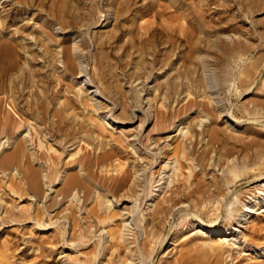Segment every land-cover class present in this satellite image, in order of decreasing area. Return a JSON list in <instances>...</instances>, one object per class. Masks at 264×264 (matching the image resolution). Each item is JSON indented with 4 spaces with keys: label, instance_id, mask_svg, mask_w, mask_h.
Wrapping results in <instances>:
<instances>
[{
    "label": "rangeland",
    "instance_id": "rangeland-1",
    "mask_svg": "<svg viewBox=\"0 0 264 264\" xmlns=\"http://www.w3.org/2000/svg\"><path fill=\"white\" fill-rule=\"evenodd\" d=\"M53 1H56L57 5H61V3H64L65 0H0V23L6 21L5 19L10 18V22L7 25V31L5 30V33L3 32V38L6 40H13L18 44V50L24 57L20 63V66H22V68H29L27 65L25 66V61H27V58L32 59L31 55L38 53L42 56L43 54V48H41L40 44L36 43L35 40L32 39V36L41 35L45 39V41H48L50 43L49 52H57L59 54L57 61L58 63L55 64L56 68H54V66L52 67V64L48 63L42 66L44 62L43 59H39V61L41 62L40 65L36 64L33 66L34 70H40V72L43 74L47 73L48 77L53 78L52 80L60 75H66L67 79L65 83L68 86L66 85L62 88L60 94L57 96L58 98L56 97V99L50 106L51 116L53 115V112L57 109V107L59 108L60 104L67 98H75V95L80 91V89L83 90V97H85L84 101L89 100L90 97L92 98L94 96H91L89 91L94 92L96 90L98 92L95 95L96 97L92 98V100L95 99L92 102L96 101V105L101 110H99L97 113H94L93 108L87 107V109L85 108L84 110L82 106L81 109H77L76 111H69L68 113L70 115L73 114L72 112L76 114H73L74 116L71 115L72 117H68L66 115L67 113L65 114L68 118V127L74 125L78 127L81 122H86L92 125V127L95 125L100 127L102 123L110 124L108 126L109 129H107V131L103 133V135L105 136V141H109L114 147L118 146L120 148H123L127 145L128 149H125L126 155L124 154V156H134L136 158L140 156L145 157L146 155H151L154 160L152 161V164H150L145 169V172L139 171L138 173H136L137 176L135 174H132L133 176H131L130 178L133 179V177L136 176V179L134 178V180H132L133 182L135 180H138V178L139 182H142L143 180L145 188L144 192H141L142 188H140L139 190L141 199L144 196L145 199L143 200V202L138 201L137 203H134L132 199L123 198L126 189L122 191V193H118L119 195L113 193L115 192V189L112 184V178L121 176V173H110L108 175L104 172H101L102 169H104H101V166L98 167L99 169L97 167L93 169L94 174L99 177L95 181V184H97L98 186L100 185L99 187H103L104 181H107L103 187L104 189H106V193L104 194L108 196L111 194L109 196L111 207L106 204L109 209L107 211H105V209L103 210V212L100 211L99 218L89 215L92 210L99 209V206H97V202L99 199H95V195H92L87 200L85 199V197H83V193H73L69 198L64 199L62 195L56 198L59 193L58 191L62 190H60V188H62L61 177L59 178L57 183L54 184L55 186L53 187V190L46 189L47 191H45L43 197L41 199H37L34 194H30V192L27 191L26 186H23L24 184L22 183H25V181L21 182L22 175L20 174L21 171L18 170L19 168L17 167V165H14L13 168H10L8 170H3L0 168V264H111L113 261L114 262L112 264H120V261L127 257L126 251L131 248V250L136 251V255L134 256L133 260H128L126 264H132V262L133 264H161L162 262H164V264L172 262L171 264H173L175 262L174 259L177 260L181 257V255H185L191 248V244L192 246L194 244V242H191L189 245V243H187L186 241L185 243H181V239H178L177 241H175L174 239V242V232L181 231L182 233H186L189 230H193V228L200 226L206 233H208V229L205 230V228L210 227L208 226V224L204 226L199 224H192L194 220L191 221L190 225L188 224V222L185 224L184 219L181 217H176L172 220L169 219L170 223L166 225L168 226L166 228V236L169 233L167 242L159 248L155 249L151 261L148 260L149 258L143 256L144 253L146 254V252H143L141 248L144 247L142 244H144V242L147 241L146 239H148L146 233L150 230V227L148 226L150 214L152 213V210L156 208L157 204L161 202L166 195L169 194L167 192L173 186V184H170L171 187L168 188V186H170L169 183L172 181V179L174 181V184H176L178 180L183 181L185 179L187 180V184L191 183L194 180L192 176L193 174L190 173L194 169V162L182 159V162L185 166L182 176L181 171L179 170V165L175 164L176 158L173 155V149H175V147L180 143V139L182 138L179 139V137H173L175 135V133H173L172 131L173 128L170 131L164 132L162 136V138L164 139L163 141H160L156 146L154 144V146H150V149L148 150L149 152L145 150L149 145V143H147L146 141L148 136L155 134L153 133L156 128L155 115L156 111L160 109V106L156 105V102L150 103L151 106H149V102H151L152 98L157 95V91L155 90L157 89L156 87L158 85L163 84V86H166L167 82L169 81L185 85L189 82V80L187 78V75L184 74L182 75V77H180V79L176 80L177 76L175 69H180L181 67V62L176 61L175 65H173L171 69L158 71V66L156 68V72L154 71L152 73L153 75H151L150 78L147 77L148 75H145L144 78L133 83L131 82V76L133 75L132 73L136 71L135 62H138L141 59L139 53L140 49H142L141 51H143V47L138 45L136 49H128L125 50L126 52H124L123 47L128 41H130L133 36L130 32L133 26L136 29L138 36L140 37H146L149 30H165L172 33L175 37L174 39L177 38L183 40L182 44L178 45L180 46V49L177 50V53L181 52L182 54H188L189 45L195 47V50H193L194 52L191 54H193V58L194 60H196V62H199L200 59H202L205 63L207 62V66L209 65V69L207 68V75H209L210 77H214L219 74L218 77H220L221 83H212L209 87V94L213 104H208V100H201V98L195 99L196 94L194 93V91L193 96L187 97V91H185L180 97L176 98V102L174 101V103L171 104L172 107H170V112L175 113L190 100V102L194 103L201 100L204 105H208L209 110L211 109L209 112L203 110V112L199 114L192 108V111H188L187 114L189 119H185L187 118V116H181V118L185 120L182 121V123H184V125L187 127L190 126V122L191 120H193V118H201L200 120L196 119L192 124V128H195L198 133L201 132V136L198 138L195 151H197L198 153H203L207 149V151H211L213 149L212 152L215 153L212 154V157L214 158V160L212 161V164L214 165L213 167L210 168L209 166H206L204 162L206 166L205 170H207L205 172L206 174L202 173L200 166H197L195 168V174L201 172L200 174H197L199 176L197 181H215L216 179L214 178L216 176V178H219V181H223L225 177L224 173L225 175L227 173L226 171L228 161L224 165L222 161L218 162V157L222 153L225 154V152H227L230 154V163L228 164V166L236 164L237 162L238 166L240 165V167H242L243 165L241 164H244L246 162L245 166L247 167L248 171L246 168L244 170L247 175L243 174L244 172H241L242 176L235 181L236 186L232 188L229 193H227L229 198L228 200L231 204H226L222 208V211H224L222 212V215L220 216V219L218 221L221 222L222 225L228 220L229 215L234 214L230 212L229 209H233V207L241 209L243 204L249 202V196L247 195V192L253 194L256 193V195H258V193H261V189H259L260 186L264 185V176H259L260 172L258 170L255 172L256 174L252 173V170L257 169L261 166L257 165L256 161L254 162L253 160H250V157L254 155L258 147H261L260 143H264V110L262 109V112H260L262 117L259 116L260 113H255V118L251 114L254 111H257V109H261L260 106L264 103V0H182L180 4L178 3L175 6L171 5V0H135V2L134 0H132L133 3H129L130 6H128L131 12L129 11L126 15L119 18L118 20H116L117 18L115 17L117 3L122 4L127 0H68V11L74 12L75 15L79 14V16L80 14H86V20L84 19L83 22L80 21V23L77 24V26L74 28H64L59 23V21L55 20L51 16V3ZM147 4H149L150 6L147 9L142 10V5ZM153 4L154 8L152 7ZM169 5H171L172 7ZM73 7H77L78 12H76V10L74 11ZM92 9L93 13L95 12L96 14V20L90 19L88 17L89 13L92 12ZM156 12H160V14L156 16ZM121 28L124 29V32L121 35V40L117 43H113V48L102 49L100 47V49L98 47L97 44L99 43V40L104 41L108 39V37L112 36V34H120ZM162 40H165V38ZM234 45L241 46H238L237 50H233V52L232 47ZM22 46L25 48V52L24 50H22ZM64 48H69L72 53L74 52L76 55H78L76 60V64L78 67L77 71L75 72L76 74H71L70 72H66L64 70V59L62 58L61 54V51ZM161 49H163V54L173 51L172 48L168 45L161 47ZM132 55L134 58L133 64L128 67H124L122 64L124 62L127 63L131 61ZM148 59H150V57H148ZM174 59H176V57ZM216 60H219V62H216ZM99 63H101V65ZM106 64H108L109 67L108 65L106 66ZM187 68H193L191 63H187L186 68H181V71L184 72L185 70H187ZM101 71H107L105 73H109L106 74L108 76V82L106 81V79H99L102 75ZM112 74L115 75V77H113ZM200 76L201 71L196 75V77L200 78ZM14 78L15 75H13L12 79ZM84 79H87L90 83L92 82L88 85L90 90H87V92L82 89L83 87L81 81ZM9 80L10 79L7 80V83L10 82ZM105 81L107 83H104ZM2 85L3 83L0 82V88L2 87ZM55 86V83H51L49 85L50 94L53 91H56ZM109 89L110 91H108ZM135 89L140 92V102L143 101L140 105L137 104V102H132L136 101L134 93L136 91ZM111 91L114 92L112 93ZM118 91L120 92L118 93ZM40 94V87L30 88V86H28L25 89L20 90L19 92L16 91L15 97L19 98L18 104L20 108L23 111H27V103H33V97ZM7 95L8 93L6 94L4 91L3 93H0V117H3L6 112H10L12 117L15 120L17 119L16 122L18 123V125L21 126L24 122L21 123V121L18 119V116L7 107L10 100L7 98ZM126 97L133 99L131 100V102L130 100H128L127 102ZM58 101H60V103ZM127 103H133V109H129ZM255 105H257L258 108ZM123 108L127 109L124 110ZM200 109L198 108L197 110L199 111ZM224 109L229 111L230 113L233 112L235 115L237 114L236 116L238 117V119H241L240 122L227 117V112H222ZM160 110L165 111L164 109ZM212 111L213 113H211ZM248 111H251V113H249ZM247 112L249 114H247ZM92 113H94V115ZM81 114L85 118H83ZM257 115L259 118L256 117ZM51 116H48L47 119H38L37 116L34 115L31 119V123L38 129L44 131L48 139L50 138L49 131L52 121ZM76 116H78V119ZM205 116H208V118H204ZM209 119L214 120L213 123H210ZM140 120H146V123L142 127L140 126ZM201 120L203 122L199 127V125L197 124ZM233 121H236L237 123ZM175 124L176 127L179 126V119L176 120ZM20 126H18V128L15 130L16 132L14 131L15 133L9 141L10 145L8 143H5V145L0 148V154L10 155L14 151L22 135H20V130L22 132V129H24V126L19 129ZM187 130L188 129L186 128L184 132H186ZM203 132L205 133L203 134ZM61 134L56 138H51L49 145H53L56 148L59 145L60 140L63 139L65 133H63L62 135ZM121 135H125L124 138H126L127 140V142L124 143L125 145H120L117 143V139L119 140ZM212 136L215 137V144L208 148L209 146H207V144ZM1 139L2 138L0 136V140ZM6 139L7 138L3 139L1 142L4 143ZM130 141L132 142V144L134 143L133 145H138L136 146L137 148L135 146H133L132 148V144ZM189 143L190 141L187 142V145H189ZM193 143H195V139H193ZM254 143L258 144V146H256ZM248 144L249 146L251 145V148L248 146ZM28 145L30 152L37 153L38 147L35 141L33 145ZM97 145L98 144L94 145V147L97 149L95 151V154L97 152V154L104 153L105 150L102 151L100 149L102 144H99L100 147L99 145ZM214 146H216V148ZM230 146L232 147L230 148ZM76 148L83 150L82 154L80 153L81 157L88 155L90 157L93 156L92 154L94 152L91 151V148H87L85 144H76L71 147L69 145H66L65 147L67 154H72L78 151ZM109 148L110 147H106L107 150ZM191 148L192 147L190 146V149ZM136 149L141 150L139 151L140 154H135ZM247 150H249L250 152ZM157 152L159 154L168 152L169 156L167 155V157H165L166 159H159V155ZM198 153H196V156L200 154ZM39 154L40 152H38L36 156H38ZM52 155H54V153H52ZM247 159H249L250 161H248ZM62 160L64 163L60 166V168L62 169L61 171L63 173L66 169L69 168V162H67V157L65 156ZM140 161L141 159H139V162ZM257 161L258 163L259 161L260 163L262 162L261 160ZM248 162L250 167L247 166ZM142 163L144 162L141 161L140 164L142 165ZM218 163L219 166L221 164L222 167H218ZM49 164L50 162L47 161H35L34 167L39 171L40 169L46 170ZM113 164L114 167H117V162H114ZM254 165H256V167H259L256 168ZM166 166H168V168ZM253 166L255 168H253ZM221 168L225 170L223 171V169ZM126 169L127 166L124 167L122 171L124 172ZM174 169H178L176 170L178 172H176ZM173 171L176 174L173 173ZM62 173L60 174V176L65 175V173ZM131 173H133V170ZM44 174H46V172ZM132 181L130 180L129 185L133 183ZM151 187H153L152 190ZM149 190L152 192H150ZM111 196L114 197L112 198ZM116 196H120L121 198L118 197V199ZM54 197L56 198L55 200H53ZM52 200L54 203L52 202ZM95 201L96 203H94ZM50 202L51 204L55 205V207L52 206ZM262 203L264 206V202ZM70 204L71 206L73 204L74 208L71 207ZM106 205H104V208L107 207ZM49 206L53 209H50ZM259 207L261 208V206L256 207L255 213L248 217L245 224L247 229L242 228L240 229V233H235L233 237L235 238L234 241L230 242V247H227V249L231 251V254L227 259V256L225 254L224 259H226V263L224 261L223 264L264 263L262 262L264 261V255L261 256L260 254L252 253L257 248H262V251H264V213H261V209ZM46 209L50 211L48 212ZM73 209L77 210L73 213L74 215L68 214L69 211L71 210L72 212ZM131 210H133V213H131ZM43 212H45V214ZM120 212H122L123 216L120 215ZM104 213L112 218L107 220L105 223H100V221H104L102 220L104 219L102 216ZM117 215H119V217H117ZM145 217H147L148 221L145 220ZM92 220H94V222H92ZM208 222L209 221L206 220V223ZM124 225L126 226L125 228ZM248 225L250 226V228ZM95 226L97 227V229ZM256 226L257 228H255ZM113 230L115 233L113 232ZM118 230L122 231V234L125 232V238L127 237L126 240L129 241H126V246H128L129 249H124L122 245L121 248L119 246L120 244L117 245L118 243H115V235L117 237L120 235ZM145 230H147V232ZM134 233L136 234V237L134 236ZM100 237H103V240L105 241L98 244L97 241H99ZM202 237L203 241L201 239L199 243L202 242L209 245L215 244H213L214 241L211 242V240L205 237V235H203ZM89 238L92 240H90ZM133 238L135 240L136 238L138 239L135 241ZM253 239L254 241H252ZM133 242H136L137 244ZM217 243L218 242L216 241V244ZM231 243H233V245ZM255 243H258V246ZM133 244H135L136 246ZM171 244L173 245L171 246ZM96 245L98 247H96ZM93 246L96 249L92 248ZM119 248L121 249L120 252ZM147 249L150 250L151 246L147 245ZM93 252H97L96 262L93 260ZM118 257H120L121 259Z\"/></svg>",
    "mask_w": 264,
    "mask_h": 264
},
{
    "label": "bare ground",
    "instance_id": "bare-ground-1",
    "mask_svg": "<svg viewBox=\"0 0 264 264\" xmlns=\"http://www.w3.org/2000/svg\"><path fill=\"white\" fill-rule=\"evenodd\" d=\"M131 2L133 3L132 0H127L126 2H123L122 4L117 3V9L115 12V15H116L115 17L117 18L116 20L123 17L124 15H126L130 11V8H128V6H130L129 3H131ZM134 2H135V0H134ZM180 2H182V0H171L170 1L172 6H175L178 3L180 4ZM154 4L152 5V7L154 6ZM67 5H68V0H65L64 3H61V5H57L56 1H53L51 3V10H52V12L50 13L51 16L55 20L59 21V23L64 28H66V27L74 28L77 26V24L80 23V21L83 22L84 19L86 20V16H85L86 14L85 15L80 14V16H79V14L77 13L78 15H75L74 12L68 11ZM94 5H96V4H94ZM171 5H169V6H171ZM71 6H72V3H71ZM149 6H150L149 4L142 5L141 9L142 10L147 9ZM180 8H181V6H180ZM73 10L74 11L76 10V12H78L77 7L76 8L73 7ZM159 14H160V12H156V16H158ZM95 15L96 14H95V12L93 13V9H92V12L89 13L88 17L90 19L96 20ZM7 18H9V17H7ZM9 19H5L6 21L0 23V25H1V28H0V82L3 83L2 87L0 88V93H3V91L6 94L8 93L7 98L10 100H9V105L7 107L18 116V119L21 121V123L22 122H24V123H22L23 125H21V126L18 125V123L16 122L17 119L15 120L12 117L10 112H6L3 117H0V136L2 138L0 140V142L3 139L7 138L4 143H2V142L0 143V148L2 146H4L5 143L9 144V141H10L11 137L13 136V134L16 132L15 130L18 128V126H20L19 129H21L22 126H24L23 128L25 130L22 129V132L20 130V135L21 134L22 135H21L19 142L16 145L14 151L10 155L0 154V168L3 170H8L10 168H13L14 165H17V167L19 168L18 170L21 171L20 174L22 175L21 182L25 181V183H22V184H24L23 186H26L27 191H29L30 194L31 193L34 194V196L37 199H41L43 197L45 191H47L46 189L53 190V187L55 186L54 184H56L57 181L59 180V178L61 177L62 188H60V190L61 189L62 190L58 191L59 193H58V195L56 194L57 195L56 198H58L59 196L62 195V197L64 199V198H69L73 193H83L84 194L83 197H85V199L87 200L92 195H95L96 198L95 197L94 198L97 200L99 199L97 202V206H99V209L98 210L97 209L92 210L89 215H91L93 217H97V218L100 217V215H99L100 211L103 212V210L106 209L105 211H107L109 209V207L106 204H108L110 206L111 201H110L109 196L111 194L109 193L110 194L109 196L104 194V193H106L105 192L106 189H104L103 187H104V184L107 182V181L105 182L104 179H103V181H104L103 187H99L100 185L98 186L97 184H95V181L99 178L97 175L94 174V171H93V169H95L96 167L98 168L99 166H101V169L104 168V169H102L101 172H104L108 175L110 173H112V174L113 173H121V176H117L115 178H112V184H113V187L115 189V192H113V193L119 195L118 193H120V192L122 193V191H124L126 189L125 194L123 193L124 194L123 198L132 199L134 201V203H137L138 201L143 202V200L145 199V196L141 199L139 189L142 188L141 192L142 193L144 192L145 188H144V184H143V180H142L144 176L142 175L143 177H142V179H140V180H142V182L138 181L139 178H138V180H135L134 182L132 180H134V178L137 176L136 173H138L139 171L145 172V169L150 164H152V161L154 160V158L151 155H146L145 157L140 156V157H136V158L134 156L133 157L130 156L131 158L129 156L128 157L124 156L125 149H128L127 145H126V147H123V148H120L118 146L114 147L109 141H105V139H104L105 136L103 135V133L105 131H107V129H109L108 126L110 124L102 123L100 125V127H98L96 125L92 127V125H90L86 122H81L78 125V127L76 125L68 127L69 123H68V120H67L68 118L66 117V115L68 117L69 116L72 117V116H74L73 114H76V113L72 112L73 114H71L72 115L71 116L68 113L69 111H71V110L76 111L77 109H81L82 106H83L84 110H85V108L87 109V107L93 108L94 111L93 110H91V111H93L94 113H97L99 110H101L96 105V103H95L96 101L92 102L95 100V99L92 100V98H95L96 97L95 95L98 92L96 90L94 92L89 91L90 95L91 96L94 95V96L92 98L90 97L91 99L89 98V100L84 101L85 97H83V90H81L79 88L80 91L75 95V98H67L64 102H62L60 104V106L58 105L59 108L57 107V109L53 112V115L51 116L50 106L52 105V103L54 102L56 97L60 94L62 88L67 85L65 83V81L67 79L66 75H60L57 78H55L54 80H52L53 78L48 77L47 73L43 74L40 72V70L39 71L34 70L33 66L36 64L40 65L41 62L39 61V59H43L44 62L42 64V66H44L46 63H48V64H52V67L54 66V68H56L55 64L58 63L57 61H58L59 54L57 52H49L50 43L48 41H45V39L41 35L32 36L33 37L32 39L35 40L36 43L40 44L41 48H43V54H42V56H41V54H38V53L31 55L32 59L27 58V61H25V66L27 65L29 68H25V67L22 68V66H20V63L24 57L20 53V51L18 50V44L15 43L13 40H10V39L6 40L3 38L4 33H5L4 31L5 30L7 31V27H8L7 25L10 22ZM120 30H121L120 34H114V35L112 34V36L108 37V39H106L104 41L99 40V43L97 44L98 47L99 48L101 47L102 49L103 48H109V49L113 48V43H117L118 41L121 40V35L124 32L123 31L124 29L121 28ZM130 32L132 33L133 36L130 39V41H128L124 45V47H123L124 52H126L125 50H128V49H136V47L138 45L143 47V51H141L142 49H140V53H139V56L141 58L140 61L137 60L138 62H135L136 71L132 73L133 75L131 76V82L134 83L138 80H141L142 78H144L145 75H148L147 77L150 78L151 75H153L152 73L154 71L156 72V68L158 66H159L158 71L159 70L160 71L169 70V69H171V67L173 65H175L176 61L181 62L180 69H175L176 70V76H177L176 80L180 79V77H182L183 74L187 75V78L189 80V82L185 85L184 84H178L176 82L173 83V82L169 81V82H167L166 86H163V84H160L156 87L157 89L155 91H157V95L154 96L153 98L151 97L152 100H151V102H149V106H151L150 103L156 102V105H159L160 109H164L165 111H161L160 109L156 111V115H155V117H156V128L153 132L155 134L148 136L146 141H147V143H149V145H148V147H146L145 150L148 151L150 149L149 148L150 146H152L153 144L156 146L157 144H159L160 141H163L164 139L162 138V136H163L164 132L170 131L173 128L172 131H173V133H175V135L173 137H176V138L179 137V139L182 138V139H180L181 140L180 143L175 147V149H173V153H174L173 155L176 158L175 164L179 165V170L181 171V176L183 175V171L185 169V166H184V163L182 162V159L194 162V166H193L194 169L192 168L193 170H192V172H190L193 174L192 176H193L194 180L189 184L186 183L187 180H185V179L183 181L178 180V182L176 184H174V181L172 179V181L169 183V185L173 184V186L168 192L166 191L167 193H169L168 194L169 196L166 195L163 198V200L157 204L156 208L154 210H152V213L150 214V220L149 221L147 220L148 216L145 217V220H147L149 222L148 226L150 227V230H149V232H147V230H145L147 232L146 236L148 239L145 238L147 241L144 240L145 242L143 241L144 244H142L144 247H142L141 249L143 252H146V254L144 253L143 256L149 258L148 260L151 261L155 249L159 248L164 243H166L168 238H169V233L166 236V233H167L166 228L168 227L166 225L168 223H170L169 219L172 220V219H175L176 217H181L184 219L185 224L188 222V224L190 225L191 221L194 220V222L192 224H199L202 226L208 224V226L210 228H205V230L208 229V233H206L204 231V229H202L200 226L193 228V230H189L186 233L185 232L182 233L181 231L174 232L173 241H174V239H175V241H177L178 239H181V243L182 242L185 243V241H186L187 243H189V245L191 242H194V244H193V246L191 244V248L187 251V253L185 255H181V257L177 260L174 259L175 262L173 264H223L224 261L227 258H229L230 254H231V251L229 249H227V247H230V242L234 241L235 238H233V237H234L235 233H237V232L240 233V229L246 228V226H245L246 221H247L248 217H250L252 214L255 213V208L258 206H261V208L259 207L261 209L260 211H261V213H264V206L262 203V202H264V185L260 186L259 189H261V193H258V195H256V193L253 194V193L247 192V195L249 196V202L243 204L241 209L237 208V207H235V208L233 207V209H229V211L234 213V214L229 215L228 220L225 223H223L222 225H221V222H218L220 219V216L222 215V212L224 211V210L222 211V208L224 207V205L231 204L230 201L228 200L229 198H228L227 193H229V191L236 186L235 181L242 176L241 172H244L243 174H246V172L244 170L245 168L247 169V167L245 166L246 162L244 164L239 163V164L243 165L242 167H240V165L238 166L237 162H236L237 165L232 164L231 166H228V164L230 163V154L227 152H225V154L222 153L223 155L221 154L218 157V162L222 161L223 165H224L228 161L227 162V171H226L227 173H226V175L224 173L225 177L223 176L224 177L223 181H219L218 180L219 178H216L217 176L214 178V179H216L215 181H209V180H203V181L198 180L197 181V179L199 177L197 174H200L201 172L195 174L194 173L195 168L197 166H200L202 173H205L207 171V170H205L206 166H209L210 168L213 167L214 165L212 164V161L214 160V158L212 157V154L214 152H212L213 151L212 148H211L212 149L211 151H207L208 150L207 149L203 153L199 152L200 154L197 151H195V147H196L198 138L201 136V134H200L201 132L198 133V131L195 128H192V124L194 123V121L196 119H199V118H195V119L193 118V120H191V122H190V126L187 127L184 125V123H182V121H185V120L183 118H181V116L184 115L186 117L188 114V111H190L192 108H193V110H195L199 114H201L203 112V110L208 111V112L211 110V109L209 110L208 105H204L201 102V100L202 99L208 100V104H211V103L213 104L211 97H210V94H209L210 93L209 87L211 86L212 83L219 84V82H220V77H218L219 74H217L214 77H212V76L210 77L209 75H207V68L209 69V67H208L209 65L207 66V64H206L207 62L205 63L202 59L199 60V57H198L199 62H196V60H194V58H193V54H191L194 52L193 50H195V47H192L189 45L188 49H189L190 53L188 52V54H186V53L182 54L181 52L177 53V50L180 49L179 48L180 46H178V45H181L183 40L177 39V38L174 39L175 37L170 32H167L165 30L161 31V30L155 29V30H149L148 32L146 31L147 32L146 37H140V36H138V33L136 32V29L134 28V26L132 27ZM164 38H165V40H162ZM165 45H168L169 47H171L173 51L170 53L166 52L165 54H163V49H161V47H163ZM238 46H241V45H234L232 47V51L237 50ZM78 48H80V47H78ZM146 48H148V49H146ZM68 49L64 48L61 51L62 58L64 59V62H63L64 70L66 72H70L71 74H73L77 71V68H78L77 64H76V60H77L78 55H76L74 52L72 53L71 50L69 49L70 50L69 51ZM22 50H24V52H25V48L23 46H22ZM229 55H230V53H229ZM148 57H150V59H148ZM175 57H176V59H174ZM98 61H99V58H98ZM263 61H262V64H263ZM133 62H134V58L132 55L131 61H129L127 63L122 62L123 63L122 65L124 67H128L131 64H133ZM216 62H219V60L218 61L216 60ZM187 63H191L193 68L192 69L187 68V70L182 72L181 68H186ZM99 64L101 65V63H99ZM108 64H106V66ZM215 64H217V63H215ZM106 66H102V67H106ZM108 67H109V65H108ZM105 70H106V68H105ZM107 71H108V69H107ZM107 71H105V72H107ZM200 71H201V76H200V78H198V77H196V75ZM105 72L101 71L102 75L99 79L103 78V79H106V81L108 80L107 79L108 76L106 74H109V73H105ZM115 73H116V71H115ZM13 75H15L14 79H12ZM240 75H242V74H240ZM112 76L115 77V75H113V74H112ZM118 76H120V75H118ZM238 77H239V75H238ZM110 78H111V76H110ZM8 79H10L9 83H7ZM80 79H83V78H80ZM225 80H227V79H225ZM106 81L104 83L108 82V81L107 82ZM81 82H82L81 84L83 87L82 89H84V91L87 92V90H90L88 85L91 84L92 82L90 83L87 79H84ZM51 83L56 84V86H55L56 91H53L50 94L49 85ZM28 86H30V88H33V87L39 88L40 87L41 88V94H40L41 96L35 95L33 97L34 98L33 103H31V104L27 103L28 109H27V111H23L18 104L19 98L15 97V93H16V91L19 92L20 90H23ZM143 89H144V87H143ZM108 91H110V89ZM120 91H118V93ZM185 91H187V94H186L187 97L193 96L194 95L193 91H194V93L196 94L195 99L201 98V100L199 102L196 101L195 103L190 102L191 101L190 100L180 110L176 111L175 113L170 112L171 111L170 107H172L171 104L174 103V101L176 102L177 101L176 98L180 97ZM134 93H135V100L136 101H132V102L133 103L137 102V104L140 105L143 102V101L140 102V100H141L140 99V97H141L140 92L136 90ZM132 99L133 98L126 97L127 102H128V100H130V102H131ZM58 102L60 103V101H58ZM90 102H92V103H90ZM133 103H131V104L127 103L129 109H133V107H134ZM0 106H1V104H0ZM255 106L257 107V105H255ZM135 107H136V105H135ZM263 107H264V103L260 106L261 109L258 110L257 109L258 107H257L256 108L257 111H254L253 113H251V111L250 112L248 111V112L251 113L252 116H254V118H255V113L257 114V113L262 112L261 110L262 109L264 110ZM106 108H108V107H106ZM198 108L199 109L201 108V109L198 111L197 110ZM126 109H124V110H126ZM249 110H251V109H249ZM224 111L227 112V117L231 118L232 120H237L240 122L241 119H238V117L236 116L237 114L235 115L233 112L230 113L229 111H227L225 109L222 112H224ZM248 112H247V114H249ZM94 113H92V114L94 115ZM211 113H213V111ZM16 115H15V117H16ZM34 115H36L38 119H40V118L41 119H43V118L47 119L48 116L52 117L51 118L52 119L51 128L49 131V136H50L49 139L47 138V135L44 133V131H42L41 129H38L35 125H33L31 123V119L33 118ZM263 115H264V113H263ZM259 116H261V113ZM76 117L78 119V116H76ZM250 117H251V115H250ZM256 117H258V115ZM83 118H85V117L83 116ZM204 118L207 119L208 116H205ZM91 119H93V118H91ZM127 119H128V117H127ZM178 119H179V126L176 127L175 123H176V120H178ZM185 119H189L188 116ZM87 120H89V119H87ZM130 120H132V119H130ZM202 120L200 122L197 121L198 122L197 125H199V127L202 125V122H203ZM79 121H81V120H79ZM213 121L214 120L209 119L210 123H213ZM139 122H140V126L142 127L146 123V120H144V121L140 120ZM233 122L237 123L236 121H233ZM129 123H130V121H129ZM186 128L188 130L186 132H184V130H186ZM205 132H203V134ZM61 133L62 134L65 133V134L63 136V139L60 140L59 145L56 148L53 145H49L50 139L58 137V135H60ZM208 133H209V131H208ZM214 133H215V131H214ZM77 135H79V136H77ZM121 136H120L119 140L117 139V143L120 145L127 142L126 138H124L125 135L124 136L121 135ZM193 139H195V143H193ZM165 140H166V138H165ZM34 141L37 143V147H38L37 153L40 152V154L38 156H36L37 153L30 152V150L28 148V146H29L28 144L33 145ZM188 141H190L189 145H187ZM242 142H243V140H242ZM255 143H257V142H255ZM76 144L77 145L85 144L87 146V148H91V151L94 152L92 154L93 158L90 157L89 155L81 157L80 153L82 154L83 150L77 149V148L76 149L78 151H76L72 154H67V151L65 149L66 145H69L71 147V146H74ZM96 144H98V145L102 144L101 147H100V145H99V147L102 151L105 150V152L101 153V154H97L98 153L97 152L95 154V151L97 149L94 147V145H96ZM131 144H132V142H131ZM133 144H132V146L130 145L132 148H133V146H135ZM141 144H142V142H141ZM214 144H215V137L212 136V138H210V140L208 141L207 146H209L208 148H210V146H212ZM263 144L260 143L261 147H258L257 150L255 149L256 151H255L254 155L252 157H250L251 159L249 158L250 160H253L254 162L256 161L257 162L256 164L261 166V167L257 166V167H259V168H257L256 165H254L257 169H254V170H252L253 172L252 171L251 172L255 173L258 170L260 172L259 173L260 175L259 174L258 175L262 176V177L264 176V145ZM255 145L258 146V144H255ZM128 146H129V144H128ZM136 146H138V145H136ZM190 146L192 147L191 149H190ZM248 146H249V144H248ZM248 146H244V147H248ZM106 147H110L109 148L110 150L109 149L107 150ZM214 147L216 148V146H214ZM231 147L232 146H230V148ZM220 148H219V150H220ZM238 150H239V147H238ZM98 151H99V149H98ZM139 151H141V150L136 149L135 154H140ZM228 151H230V150H228ZM247 151H249V150H247ZM243 152H244V150H243ZM243 152H242V154H243ZM52 153H54V155H52ZM196 153H198L199 155L196 156ZM239 154H240V152H239ZM158 155H159V159L160 158L164 159L165 157H167L168 152H164V153H160V154L158 153ZM64 156L67 157V162H69V164H68L69 168L67 167L68 169H66L63 172V173H65L64 176H60V174L62 173V171H61L62 169L60 168V166L64 163L62 160L64 158ZM139 159H141V161L144 162V163H142V165L140 164L141 161L139 162ZM157 159H158V157H157ZM249 159H247V160L250 161ZM257 160H261L262 162L260 163V161H259V163H258ZM35 161H38V162H40V161L46 162L47 161V162H50V164L46 170L40 169V171H39V170L35 169V167H34ZM146 161H149V162H146ZM114 162H117V167L116 166L114 167V164H113ZM204 162H205L206 166H205ZM126 166H127V169L123 172L122 170ZM217 166L222 167L221 164L219 166V163ZM247 166L250 167L249 162H248ZM254 166H253V168H255ZM166 167L168 168V166H166ZM223 168H221V169H223ZM132 170H133V173H131ZM174 170L176 171L178 169H174ZM224 170L225 169H223V171ZM247 171H248V169H247ZM45 172H46V174H44ZM176 172H178V171H176ZM173 173H175V172L173 171ZM132 174H135L136 176L133 177V179H130L131 176H133ZM202 176H203V174H202ZM177 177H178V175H177ZM130 180L133 182L131 185H129ZM169 187H171V185L168 186V188ZM152 188L153 187H151V190H152ZM150 192H152V191H150ZM94 193H96V194H94ZM113 193H112V195H113ZM118 197L121 198L120 196H118ZM56 198L54 197L53 200H55ZM53 200H52V202H53ZM69 202H70V200H69ZM94 203H96V201ZM50 204H51V202H50ZM51 205L55 207V205H53V204H51ZM104 205H106L107 207L104 208ZM70 206H71V204H70ZM71 207H73V204ZM50 209H53V208L50 207ZM71 210L70 211L68 210L69 211L68 214H73L75 211H77V210L73 209V211L71 212ZM45 212H43V213L45 214ZM131 213H133V210H131ZM104 214L102 215L104 218L102 220H104V221L103 222L100 221V223H105L107 220L112 218V217H109L106 213H104ZM120 215L123 216L122 212H120ZM117 217H119V215H117ZM94 220H92V222H94ZM99 220H101V219H99ZM206 220L209 222L206 223ZM128 224H125V225H128ZM125 225H124V228L126 227ZM77 226H78V224H77ZM79 226H81V225H79ZM109 226H110V224H109ZM74 227H75V225H74ZM249 228H250V226H249ZM255 228H257V226ZM96 229H97V227H96ZM113 232H114V230H113ZM124 233L122 234V231H119L120 235L118 237L114 234L116 237L115 243H118L117 245L120 244L119 245L120 247L122 245L124 247V249H129L128 246H126L127 245L126 241H128V240H126L127 237L125 238ZM203 235H205V237H207L209 240H211V242L214 241L213 244L214 243L215 244L209 245L207 243H202V242L199 243L201 241V239L203 238L202 237ZM134 236L136 237L135 233H134ZM245 237H246V235H245ZM254 238H255V236H254ZM137 239L138 238H136V240ZM90 240H92V239H90ZM205 240H207V239H205ZM103 241H105V240H103V237H100L99 241H97V242H98V244H100V242H103ZM202 241H203V239H202ZM216 241L218 242L217 244H216ZM252 241H254V239ZM133 243H136V242H133ZM233 243H235V242H233ZM233 243H231V244L233 245ZM133 245H135V244H133ZM147 245L151 246L150 250L147 249ZM172 245L173 244H171V246ZM182 245H184V244H182ZM96 247H98V246L96 245ZM92 248H94V246ZM94 249H96V248H94ZM131 249L126 251L127 257L124 256L125 258L122 261H120L121 262L120 264H126L128 262V260H133L134 256L136 255V251L135 250L133 251ZM120 250L121 249L119 248V252H120ZM123 251H125V250H123ZM104 253H106V252H104ZM252 253L260 254L261 256L264 255V251H262V248L261 249L257 248ZM225 254L227 256L226 259H224ZM120 255H121V253H120ZM137 255H139V254H137ZM187 255L190 257H188ZM245 255H247V254H245ZM92 256H93V260L96 262L97 252H93ZM236 256H238V255H236ZM120 257H118V258H120ZM109 261H110V259H109ZM109 261H107V262H109ZM116 262H117V260H116ZM262 262H264V261H262ZM141 263H143V262H141ZM171 263L168 262V264H171ZM225 263H226V261H225ZM132 264H133V262H132ZM161 264H164V262H162Z\"/></svg>",
    "mask_w": 264,
    "mask_h": 264
}]
</instances>
